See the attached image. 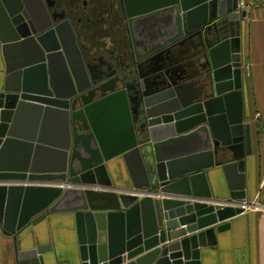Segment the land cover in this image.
I'll return each instance as SVG.
<instances>
[{
	"label": "water",
	"instance_id": "obj_1",
	"mask_svg": "<svg viewBox=\"0 0 264 264\" xmlns=\"http://www.w3.org/2000/svg\"><path fill=\"white\" fill-rule=\"evenodd\" d=\"M238 2L137 0L140 9L127 15L145 21L141 52L93 65L74 38L64 42L61 22L47 14L42 23L29 0H0V39L17 79L0 88V156L28 102L61 113L67 135L55 170L38 168L35 158L7 170L0 158V182L13 181L0 183V229L12 234L14 264H202V248L244 212L247 196L242 183L229 188L228 200L209 199L210 169H236L242 180L252 152L241 55L247 11ZM185 37L199 46L203 68L154 76L164 65L156 58L163 45ZM117 155L129 168V189H112ZM66 201L76 203V251L47 260L50 245L21 248L24 229Z\"/></svg>",
	"mask_w": 264,
	"mask_h": 264
},
{
	"label": "crops",
	"instance_id": "obj_2",
	"mask_svg": "<svg viewBox=\"0 0 264 264\" xmlns=\"http://www.w3.org/2000/svg\"><path fill=\"white\" fill-rule=\"evenodd\" d=\"M239 1L246 4L247 11L243 16L241 55L244 110L248 115L246 121L251 123L252 152L247 156L242 180L236 175L240 174L236 169L231 173H226L222 165L210 169L215 196L212 195L209 199L219 202L228 200L229 188L243 183L246 201L251 202L252 207L226 219L231 222V227L224 229V232H217L216 244L211 248H202V264H264V0ZM190 43L198 46L192 41ZM10 50L8 43L0 39V88L5 83L13 85L17 82L16 75L11 71L14 60ZM94 54H97L96 50H92V55ZM196 62L201 64L200 59ZM65 127L64 118L55 110L39 111L36 102L21 106L14 116V135L4 144L0 156L3 167L7 170L21 169L26 158H35L38 168L57 169L63 159L61 148L67 139ZM112 164L109 169L114 182L113 190L129 189L132 184L131 174L124 158L117 155ZM10 182L13 181L5 180L0 183L8 186ZM62 184L64 188H70L65 183ZM74 187L84 189L79 184ZM195 197L201 200L206 198L201 195ZM75 205L73 201H66L63 203V210L51 211L45 219L28 225L19 236L22 239L19 246L25 248L38 244L50 245L43 254L47 260H54L55 252L60 259H65L69 250L76 251L77 223L75 212L70 210ZM14 248L12 234H3L0 229V264L15 263Z\"/></svg>",
	"mask_w": 264,
	"mask_h": 264
},
{
	"label": "flooded vegetation",
	"instance_id": "obj_3",
	"mask_svg": "<svg viewBox=\"0 0 264 264\" xmlns=\"http://www.w3.org/2000/svg\"><path fill=\"white\" fill-rule=\"evenodd\" d=\"M127 1L29 0V4L42 23L47 21V14L52 23L61 22L64 42L70 44L74 38L82 51L84 61L94 65L100 63L103 57L109 58L113 53L123 58L131 54L133 58V49L141 52L139 43L143 41L148 29L144 27L145 21L141 16L129 19L127 13L140 9V5L137 0H129L132 1L130 4ZM166 37L167 35H161L158 41L162 42ZM190 42L191 39L185 37L164 44L161 53L156 57L157 60L161 59L164 65L152 74L163 76L162 72L166 71L176 75L182 69L189 75L192 72L198 73L203 68L202 63L196 62L201 50ZM92 50H96L97 54L92 55Z\"/></svg>",
	"mask_w": 264,
	"mask_h": 264
},
{
	"label": "built area",
	"instance_id": "obj_4",
	"mask_svg": "<svg viewBox=\"0 0 264 264\" xmlns=\"http://www.w3.org/2000/svg\"><path fill=\"white\" fill-rule=\"evenodd\" d=\"M238 4H239V10H241L242 11V9H245L246 10V4L242 1H239L238 2ZM259 114L260 113H258L257 114V116H259ZM65 184H67V183H65ZM89 186H94V185H89ZM89 186H87V187H89ZM86 187V186H85ZM94 187H100L99 185H95ZM241 207H243L244 208V211H247L248 209H250V207H252V203L250 202H246V201H242L241 203ZM236 205H239V204H235L234 206L236 207Z\"/></svg>",
	"mask_w": 264,
	"mask_h": 264
},
{
	"label": "bare ground",
	"instance_id": "obj_5",
	"mask_svg": "<svg viewBox=\"0 0 264 264\" xmlns=\"http://www.w3.org/2000/svg\"><path fill=\"white\" fill-rule=\"evenodd\" d=\"M71 184H68V186H70ZM73 186H76V185H73ZM92 188H94L95 190H103V189H105V188H103V189H101L100 187L98 188V187H94V186H92ZM107 189V188H106ZM113 189V188H112ZM111 189V190H112ZM108 191L110 190V189H107Z\"/></svg>",
	"mask_w": 264,
	"mask_h": 264
}]
</instances>
